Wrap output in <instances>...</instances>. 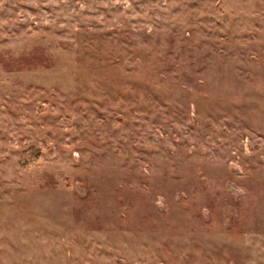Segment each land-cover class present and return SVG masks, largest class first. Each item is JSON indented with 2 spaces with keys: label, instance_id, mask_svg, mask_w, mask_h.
Listing matches in <instances>:
<instances>
[{
  "label": "rangeland",
  "instance_id": "1",
  "mask_svg": "<svg viewBox=\"0 0 264 264\" xmlns=\"http://www.w3.org/2000/svg\"><path fill=\"white\" fill-rule=\"evenodd\" d=\"M0 264H264V0H0Z\"/></svg>",
  "mask_w": 264,
  "mask_h": 264
}]
</instances>
